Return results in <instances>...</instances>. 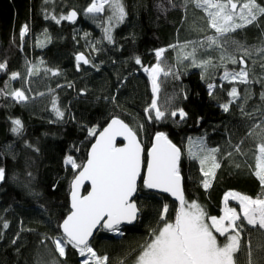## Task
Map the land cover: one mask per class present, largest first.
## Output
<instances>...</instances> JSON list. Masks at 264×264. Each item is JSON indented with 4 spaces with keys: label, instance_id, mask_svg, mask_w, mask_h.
<instances>
[{
    "label": "trees",
    "instance_id": "trees-1",
    "mask_svg": "<svg viewBox=\"0 0 264 264\" xmlns=\"http://www.w3.org/2000/svg\"><path fill=\"white\" fill-rule=\"evenodd\" d=\"M90 2L0 0V62H7L6 71H0V167L5 169V179L0 181V264H52L53 260L81 264L83 258L76 249L68 246L65 256L59 257L46 237L60 235L58 225L69 212L68 193L76 173L65 164V158L71 155L77 163L84 162L94 139L88 130L96 128L98 132L114 116L136 129L145 148L158 131L181 148L179 167L185 199L197 201L209 216L221 215L226 192L256 197L262 191L253 174L259 141L248 133L256 124L264 126V100L260 95L264 92V54L256 51L264 48V15L227 37L251 53L245 57L250 83L243 84L221 79L225 70L239 71L241 65L227 61L222 65L220 49L198 52V60L211 57L216 65L205 71L191 66L188 60L178 61L180 49L169 47L214 34L207 26L206 13L194 3L122 0L127 14L113 27V42L109 43L103 39L101 24H107L110 12L106 7L97 16L99 27H95L83 18ZM257 3L264 6V0ZM71 9L78 12L76 21L57 23L52 19L67 15ZM25 24L29 31L21 40L19 33ZM80 32H86L95 46L90 47ZM160 48L167 49L166 65L179 74L178 78L161 76L160 102L164 105L170 100L166 105L170 111L182 108L187 114L183 119L168 116L160 121L148 120L144 111L152 92L142 65L155 64V50ZM227 52L237 59L243 55L231 43ZM79 53H84L90 63L78 68ZM137 56L142 65L135 63ZM33 65L38 66L39 73L29 77L27 69ZM45 69L58 70V74ZM12 72L21 76L11 80ZM210 83L215 85L211 93ZM232 87L239 92L236 99L228 95ZM18 88L25 90L27 101L18 102L6 94ZM54 99L64 113L62 119L53 111ZM230 100L229 111L225 112L221 106ZM15 119L23 125L19 134L11 130ZM189 138H203L207 148L219 149L215 155L220 167L215 169L207 189L202 184L200 161L188 155ZM236 144H241L240 152L234 150ZM210 167L206 162L204 170ZM134 200L141 212L135 225L120 227L118 232L99 228L90 242L99 255L109 257V264L121 260L133 264L150 233L162 226L164 204L169 208L166 219L175 217L176 204L170 198L140 183ZM4 222L8 228L3 227ZM241 223L244 230L237 264H247L249 242L253 260L264 264V231ZM218 238L224 242V237Z\"/></svg>",
    "mask_w": 264,
    "mask_h": 264
},
{
    "label": "snow or ice",
    "instance_id": "snow-or-ice-1",
    "mask_svg": "<svg viewBox=\"0 0 264 264\" xmlns=\"http://www.w3.org/2000/svg\"><path fill=\"white\" fill-rule=\"evenodd\" d=\"M187 3H194L196 8L203 9L207 17V26L214 30V34L207 35L198 41L169 45L170 48L180 49L178 61L188 60L191 66L200 67L206 71L209 67H216V65L213 64L211 57L198 60V52L201 49H220L222 65L226 61L241 65L239 71L225 70L221 79L243 84L250 83L245 57L250 56L251 53L238 41H229L227 37L237 29L257 21L258 16L264 15V6L258 4L257 0H244V2L240 0H185V4ZM106 7L110 15L107 16V24L102 23L101 27L104 33L103 39L112 43L113 27L123 22L127 14L122 0H91L84 11L95 18L98 14L104 13ZM76 17L77 12L72 10L59 18L52 16V19L59 23L60 20H75ZM28 31L27 24L21 27L19 33L21 40ZM229 43L243 52L239 59L228 54L227 45ZM166 51L165 48L156 49V63L150 67L143 66L139 56L134 58L135 63L142 65L143 70L148 74L151 84L152 99L144 109L148 120L160 121L168 116H179L183 119L187 115L182 108L170 111L166 106L170 104V100L165 101L164 105L160 102L161 76L172 75L178 78L179 75L172 66L166 65L164 60ZM256 51L264 54V48L256 49ZM76 61L78 68L80 62L90 63L83 53L77 54ZM6 69L7 62H0V71H6ZM45 71L52 72L53 75L58 74V70L45 69ZM38 73L39 68L36 65L27 69L29 77ZM20 76L19 72H12L10 79L15 80ZM214 87L215 85L208 84L210 93ZM0 93H3V89H0ZM6 94L18 102H25L29 99L25 90L20 88L13 89ZM228 95L236 99L239 97V92L236 87H232ZM260 95L264 100V92ZM230 103L231 100L221 106L225 112L229 111ZM52 107L56 116L62 119L64 113L57 107L55 99ZM12 124V132L19 134L23 128L21 120L15 119ZM139 127L142 129L143 125ZM257 128L260 129L258 133L255 131ZM88 132L90 137L95 138V142L91 144L86 161L77 163L71 155L65 158V164L70 165L76 173L71 181V210L58 225L60 235L46 237V239L51 240L59 257H64L66 248L71 246L83 258L81 264H109V257L99 255L91 246L89 238L97 226L118 232V226L122 221L132 222L136 219L138 209L132 197L137 191V180L141 177L144 149L136 129L115 116L98 134L96 128H90ZM248 135L258 137L259 142L256 144L254 153L253 174L258 178L262 191L256 197L239 192H226L223 198L222 214L209 216L197 201L189 202L185 199L179 167L181 148L172 143L164 132L155 133L152 146L147 153V171L143 177V183L148 189H160L170 193L179 201V207L174 219L168 220L166 214L169 208L167 204L163 205L160 216L162 226L150 233L149 239L135 256L133 264H237L236 254L241 251V234L244 230V224L241 221L264 231V126L254 125ZM117 137H123L127 143L118 147ZM241 144L233 146L236 152L241 151ZM187 151L191 158L200 161L201 172L204 176L202 184L205 189L209 188L211 178L215 177V169L220 167L215 155L219 149L207 148L203 138L196 140L189 138ZM206 162L211 163L207 171L204 170ZM4 179L5 169L0 167V181ZM85 181L90 182L91 189L86 195H81L80 189ZM230 198L238 202L239 212L236 208L228 206ZM3 227L8 228V223L4 222ZM217 234L224 237L223 243L218 240ZM52 264H58V262L53 260ZM119 264H125V262L121 260ZM247 264H261V261L253 260L250 242Z\"/></svg>",
    "mask_w": 264,
    "mask_h": 264
},
{
    "label": "water",
    "instance_id": "water-1",
    "mask_svg": "<svg viewBox=\"0 0 264 264\" xmlns=\"http://www.w3.org/2000/svg\"><path fill=\"white\" fill-rule=\"evenodd\" d=\"M72 10H74V9H71V10H69L68 11V13L70 12V11H72ZM77 12V11H76ZM67 13V14H68ZM78 19V12H77V17L75 18V20H67V22L68 23H72V22H74V21H76ZM80 54V53H79ZM84 54V53H83ZM85 55V54H84ZM86 56V55H85ZM80 64H82V65H86V64H84L83 62H80ZM116 117V116H115ZM113 118V117H112ZM111 118V119H112ZM119 118V117H118ZM111 119H109V121L97 132V134L100 132V131H102L103 130V128L104 127H106L107 126V124L108 123H110V121H111ZM121 119V118H120ZM122 120V119H121ZM124 121V120H123ZM125 122V121H124ZM126 123V122H125ZM159 132H161V131H159ZM154 136H155V134L152 136V138H151V141H150V144H149V146L147 147V148H145V146H144V144L142 143V141H141V143H142V146H143V149H144V151H143V153H142V161H143V163H142V168H141V177L140 178H138V180H137V191L134 193V195H133V197H132V199L134 200V198H135V196H136V194H137V192H138V186H139V183L145 188V189H147V190H149V191H151V192H154V193H157V194H161V195H164V196H166V197H168V198H170L175 204H176V211H177V209H178V207H179V201L176 199V197H173L170 193H166V192H164V191H162V190H160V189H148V188H146L145 186H144V183H143V177H144V175H146V171H147V159H148V155H147V153H148V150L151 148V146H152V143H153V139H154ZM139 138V137H138ZM140 139V138H139ZM95 142V138L93 139V142L92 143H94ZM91 143V144H92ZM125 143H127V141L123 138V137H117L116 138V145L118 146V147H122ZM173 143V142H172ZM91 144H90V146H89V148H88V151H87V155H88V152H89V150H90V148H91ZM87 155H86V158H87ZM85 161H86V159H85ZM84 161V162H85ZM181 177H182V175H181ZM74 178V177H73ZM73 180V179H72ZM71 180V181H72ZM85 187H86V190L84 191V189H85ZM90 189H91V185H90V182H88V181H85L84 182V186L80 189V193H81V195H86L87 194V192L88 191H90ZM182 189H183V178H182ZM183 192H184V189H183ZM185 196V195H184ZM135 201V200H134ZM68 203H69V212H70V210H71V182H70V189H69V193H68ZM136 203V202H135ZM137 206V205H136ZM137 209H138V207H137ZM176 211H175V213H176ZM69 212H68V214H69ZM140 210L138 209V212H137V216H136V219L135 220H133L132 222H127V221H122L121 223H120V225L118 226L119 228L120 227H128V226H133V225H135L136 224V222L138 221V218H139V216H140ZM67 214V215H68ZM66 215V216H67ZM65 216V217H66ZM64 217V218H65ZM63 218V219H64ZM62 222V221H61ZM60 222V223H61ZM99 228H103V227H101V226H97V228L96 229H94L93 230V234H92V236L89 238V240H90V242L93 240V238H94V236H95V234H96V232L99 230ZM104 230H106V231H109L108 229H106V228H103Z\"/></svg>",
    "mask_w": 264,
    "mask_h": 264
},
{
    "label": "rangeland",
    "instance_id": "rangeland-1",
    "mask_svg": "<svg viewBox=\"0 0 264 264\" xmlns=\"http://www.w3.org/2000/svg\"><path fill=\"white\" fill-rule=\"evenodd\" d=\"M99 15V14H98ZM97 15V16H98ZM97 16L95 18H93L90 14H86L85 11H83V18L84 19H87L88 21H90L95 27H99V23H98V20H97ZM86 32H80V36L82 37V39L87 42L88 45H90V47H94L95 45L92 38L87 34ZM93 45V46H91ZM150 81V80H149ZM151 86V84H150ZM193 140H196V139H193ZM228 206L229 207H234L237 209V211L239 212V204L236 200H232L231 198L229 199L228 201ZM222 214V213H221ZM218 235V234H217ZM219 236V235H218ZM219 240V238H218ZM220 241V240H219ZM221 242V241H220ZM222 243V242H221Z\"/></svg>",
    "mask_w": 264,
    "mask_h": 264
}]
</instances>
